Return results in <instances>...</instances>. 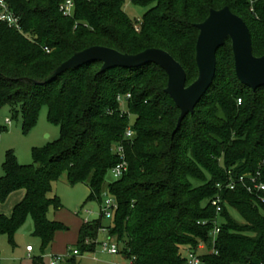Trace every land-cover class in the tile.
Instances as JSON below:
<instances>
[{"label": "trees", "instance_id": "trees-1", "mask_svg": "<svg viewBox=\"0 0 264 264\" xmlns=\"http://www.w3.org/2000/svg\"><path fill=\"white\" fill-rule=\"evenodd\" d=\"M7 1L20 15L22 31L0 24V108L19 106L24 130H29L45 106L60 136L32 149L34 164L21 165L13 152L6 153L0 201L19 189L25 194L10 216L0 215V235L14 245L15 233L30 217L32 235L45 251L55 232L67 229L48 217L50 207L61 208L58 196L51 195L53 184L65 173L69 184L87 185L85 202L100 201L105 174L119 161L113 149L122 145L127 171L107 186L117 204L112 218L104 225L100 210L97 219L83 220L76 248H68L62 264H79L77 255L94 251L100 229L132 264H186L181 251L197 252L200 242L206 246L201 264H264V203L241 183L226 187L258 170L264 182V86L253 91L238 80L230 39L217 51L212 85L175 133L180 111L164 91L166 73L153 63L100 72L101 63L94 62L50 83H35L75 52L101 45L128 54L163 49L181 64L188 85L198 74L195 25L210 9L227 6L241 17L253 54L264 55V0H129L150 7L138 30L125 12L126 0H73L71 17L58 9L64 0ZM127 93L126 108L135 123L126 140L128 117L117 97ZM4 129L0 126V132ZM217 194L222 198L219 213L210 203ZM216 224L213 252L209 233ZM34 264H41L40 257H34Z\"/></svg>", "mask_w": 264, "mask_h": 264}, {"label": "rangeland", "instance_id": "rangeland-1", "mask_svg": "<svg viewBox=\"0 0 264 264\" xmlns=\"http://www.w3.org/2000/svg\"><path fill=\"white\" fill-rule=\"evenodd\" d=\"M124 9L132 19H140L143 12L147 10L132 5L129 0H126ZM126 102L118 101L121 112L128 117V125L132 126L135 123V117L129 114ZM7 119L9 122H6ZM0 126L5 127L0 132V177L4 174L2 166L7 152H13L16 161L21 165L34 164L32 149L45 147L60 136L59 126L48 121L45 106L39 110L35 125L29 130H24V120L20 107L5 104L0 108ZM114 180L115 178L109 170L105 174L100 201L85 202L89 193L87 185L83 183L71 185L67 181L66 174L62 173L59 180L53 184L51 193V195L58 196L61 208L54 210L53 207H50L48 217L61 222L67 229L56 231L51 245L42 252L39 238L32 235L33 222L28 217L15 233L14 245L8 241L6 235H0V264H34L35 256L40 257L41 264H49L53 255L67 256L68 248H76L74 245L83 220L93 221L99 217L100 205L109 197L107 186ZM18 193V191L11 192L3 202L0 201V215H4V213L11 215L13 207L17 204L12 203V201ZM230 212L238 222H243L238 213L234 210H230ZM109 221L110 219L105 218L102 223L107 225ZM105 242H113V239L109 241L107 231L100 229L96 237L95 250L76 256L79 264H132L120 253L110 254L103 251L102 244ZM114 242L116 241L114 240ZM26 245H31L34 248L31 254H27ZM118 247L121 246L118 245ZM204 252H206L205 248L199 250V253ZM181 254L186 256L187 253L182 250Z\"/></svg>", "mask_w": 264, "mask_h": 264}, {"label": "water", "instance_id": "water-1", "mask_svg": "<svg viewBox=\"0 0 264 264\" xmlns=\"http://www.w3.org/2000/svg\"><path fill=\"white\" fill-rule=\"evenodd\" d=\"M195 26L198 29L195 44V63L198 74L196 79L188 85L186 73L181 64L163 49L147 48L136 54H128L101 45L75 52L46 79L35 81V83H50L69 69L94 62L101 63L100 72L114 67L138 69L153 63L166 73L167 85L164 91L180 111L173 132L175 133L183 118L194 112L196 104L212 85L216 73V54L227 39L231 41L234 69L238 80L253 91L264 86V55L253 54L250 31L241 17L225 6L221 9H210L208 16Z\"/></svg>", "mask_w": 264, "mask_h": 264}, {"label": "built area", "instance_id": "built-area-1", "mask_svg": "<svg viewBox=\"0 0 264 264\" xmlns=\"http://www.w3.org/2000/svg\"><path fill=\"white\" fill-rule=\"evenodd\" d=\"M58 9L63 16L71 17L73 15V12H74L73 0H64L63 2H61L59 4ZM133 20H134V27L136 30H138L140 23H141V19L136 18ZM0 24H4L6 27H8L10 29H14L18 32L22 31L21 17L18 13H16L13 9H11L10 4L7 0H0ZM129 98H130V94L127 93L124 95H118L117 100L118 101H127V99H129ZM238 103H240V99H238ZM6 122H9V120L7 119ZM133 134H134V132H133V129L131 128V126H127L125 129V132H124L123 139H126V140L131 139ZM113 151L117 155L119 161L117 162L116 165H114L110 169V171L113 174L114 178L118 179L127 171L128 163H127L125 153H124V148L122 145L115 146ZM262 166L264 167V160L262 161ZM260 174H261V172L259 170L254 174L251 172L243 173L242 175L239 176V178L236 181L230 180L227 183L226 187L229 189H234L235 183H241L246 187L248 192L251 195H253V197L257 201L264 203V182H262L260 180ZM217 186L220 187L219 184H217ZM210 203L212 206L215 207V210L217 213H219L221 211L222 198L219 194L215 195L211 199ZM116 207H117V204H116L115 199L113 197L109 196L104 200L103 204L100 205V210H101L102 214L105 216V218L111 219L113 216V212L116 209ZM198 223L204 224L205 221H202V222L198 221ZM218 232H219V227L216 224L214 229L209 233V235L211 237V246L213 247L212 248L213 252H216L214 249V245H215L216 236H217ZM108 240L110 241L111 239H108ZM205 247H206L205 243L200 242L198 245V251L197 252L187 251L186 252L187 254L185 256L186 264H201V260L199 257L200 256L199 250H202ZM102 250L105 252H108L110 254L119 253V247H118L117 243L114 242V240H113V242L103 243L102 244ZM26 251L31 252L32 246L27 245ZM72 253L77 255L78 251L76 249H73ZM65 257L66 256L53 255L49 264H57V263L62 264L64 262Z\"/></svg>", "mask_w": 264, "mask_h": 264}, {"label": "crops", "instance_id": "crops-1", "mask_svg": "<svg viewBox=\"0 0 264 264\" xmlns=\"http://www.w3.org/2000/svg\"><path fill=\"white\" fill-rule=\"evenodd\" d=\"M17 191L19 193H18V195H16V197H14V200L12 201V203H18L24 197L25 191L23 189L16 190V192ZM4 215L9 216L8 214H5V213H4ZM25 250H26V248H25ZM33 250H34V248L32 247V251L31 252H28V251H26V252H27V254H31L33 252Z\"/></svg>", "mask_w": 264, "mask_h": 264}]
</instances>
